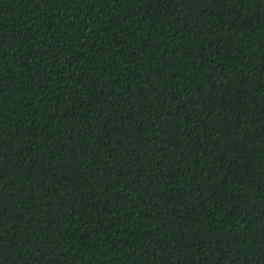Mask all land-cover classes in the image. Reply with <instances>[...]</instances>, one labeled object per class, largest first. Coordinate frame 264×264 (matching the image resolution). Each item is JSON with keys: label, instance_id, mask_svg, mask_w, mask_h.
<instances>
[{"label": "trees", "instance_id": "16d2710c", "mask_svg": "<svg viewBox=\"0 0 264 264\" xmlns=\"http://www.w3.org/2000/svg\"><path fill=\"white\" fill-rule=\"evenodd\" d=\"M0 264H264V0H0Z\"/></svg>", "mask_w": 264, "mask_h": 264}]
</instances>
